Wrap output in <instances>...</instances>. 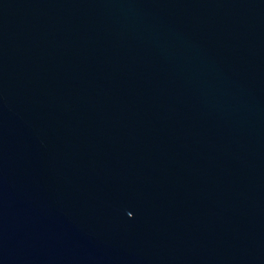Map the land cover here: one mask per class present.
<instances>
[{
    "label": "water",
    "instance_id": "1",
    "mask_svg": "<svg viewBox=\"0 0 264 264\" xmlns=\"http://www.w3.org/2000/svg\"><path fill=\"white\" fill-rule=\"evenodd\" d=\"M0 264H264V0H0Z\"/></svg>",
    "mask_w": 264,
    "mask_h": 264
}]
</instances>
